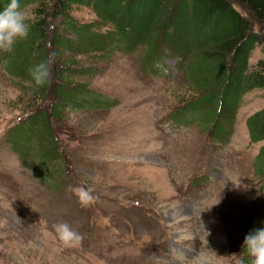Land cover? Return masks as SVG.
<instances>
[{
	"label": "rangeland",
	"instance_id": "rangeland-1",
	"mask_svg": "<svg viewBox=\"0 0 264 264\" xmlns=\"http://www.w3.org/2000/svg\"><path fill=\"white\" fill-rule=\"evenodd\" d=\"M96 2L72 3L68 24L55 16L58 35L71 38L66 29L92 21L113 31ZM176 4L166 0L154 19L158 51L170 42L163 61L146 66L143 45L80 57L94 68L84 78L101 103L52 119L62 153L54 160L43 147L21 156L11 145L15 124L43 102L8 74L0 50V264L250 263L243 244L250 219L264 211V189L254 171L262 143L250 142L246 119L264 108V89L243 97L228 141L201 122L174 120L196 90L171 55L176 36L162 32ZM34 5L22 8L28 19ZM261 56L257 46L251 67ZM70 187L90 188L93 202L82 206ZM60 222L82 242L65 246L52 227Z\"/></svg>",
	"mask_w": 264,
	"mask_h": 264
},
{
	"label": "trees",
	"instance_id": "trees-1",
	"mask_svg": "<svg viewBox=\"0 0 264 264\" xmlns=\"http://www.w3.org/2000/svg\"><path fill=\"white\" fill-rule=\"evenodd\" d=\"M146 1L142 5L143 0H97L96 10L99 4L103 21L113 31L98 30L97 21H92L66 29L72 35L69 38L58 35L59 28L54 27L52 20L66 14L76 0H20L22 8L35 4L33 17L28 19L30 33L26 39L18 40L11 51L4 50L1 60L8 74L26 83L32 96L43 102L39 108L29 110L9 134L13 137L11 145L21 156L37 145L43 147L42 154L50 153L48 160L61 158L52 119L61 123L66 110L101 103L89 79L84 78L93 74L94 68L80 63V57L96 56L97 52L100 55L114 51L132 53L142 45L146 66L167 57L169 53L165 54L164 49H168L169 38L158 51L153 27L166 0ZM174 2L178 12L163 22L162 32L164 37L176 36V53L170 50L171 55L180 62V69L196 90L172 113L173 119L201 122L212 130L213 139L228 141L243 97L254 89H264V0ZM8 3L9 0H0V10ZM122 3L126 6L123 15L119 12ZM66 16L64 23L68 24L66 18L70 17ZM257 46H262L263 56L251 67L249 60ZM51 53L54 58L43 70L47 72L45 82L38 85L33 70L49 60ZM246 126L250 142L262 143L254 171L264 189V108L250 114ZM256 228H264V211L254 213L249 221L250 232Z\"/></svg>",
	"mask_w": 264,
	"mask_h": 264
},
{
	"label": "clouds",
	"instance_id": "clouds-1",
	"mask_svg": "<svg viewBox=\"0 0 264 264\" xmlns=\"http://www.w3.org/2000/svg\"><path fill=\"white\" fill-rule=\"evenodd\" d=\"M30 27L20 0H9L3 10H0V50L11 51L18 40L28 37ZM51 58H54V53L50 54L49 60L42 62L33 70L38 85L45 82L44 77L47 72L43 70L52 62ZM69 191L78 197L82 206H88L94 200L90 188L70 187ZM52 227L65 246L74 247L82 242L83 237L68 223L60 222L53 224ZM243 249L246 250L250 258V264H264V228H256L249 232L245 236ZM241 264H243V261Z\"/></svg>",
	"mask_w": 264,
	"mask_h": 264
}]
</instances>
